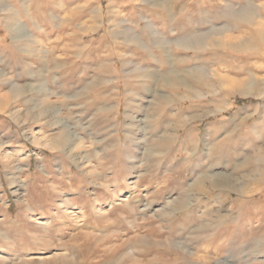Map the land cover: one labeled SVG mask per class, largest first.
Masks as SVG:
<instances>
[{"label":"rangeland","instance_id":"rangeland-1","mask_svg":"<svg viewBox=\"0 0 264 264\" xmlns=\"http://www.w3.org/2000/svg\"><path fill=\"white\" fill-rule=\"evenodd\" d=\"M227 1L189 44L177 0H0V264H264V0Z\"/></svg>","mask_w":264,"mask_h":264},{"label":"crops","instance_id":"crops-1","mask_svg":"<svg viewBox=\"0 0 264 264\" xmlns=\"http://www.w3.org/2000/svg\"><path fill=\"white\" fill-rule=\"evenodd\" d=\"M177 6L170 9L169 7L166 9L162 8V25H165V19L166 21V30H170L168 32H166V34L169 33H173L176 34L179 32V34L186 36V40L185 43H189V44H194V43H199L200 40V35H202V22H205L207 25L208 23L211 24L214 22V20L209 17V18H204L202 17V4L206 5L208 4L210 7H205L203 8V10H208L209 13L211 12H221V11H225L228 10L229 13H231L232 11V3L227 1V0H204L202 2V0H177L176 2ZM213 4V5H212ZM166 15V17H165ZM164 21V22H163ZM176 21V24H175ZM226 26V25H225ZM163 26H161L162 29ZM230 27H226V29H228ZM165 29V28H164ZM176 30L178 32H176ZM182 30V31H181ZM161 34L164 35L165 32L161 31ZM209 35H212L209 34ZM82 51H86L88 52L89 50V46L88 43H85L84 45L82 44ZM47 49L45 50H41L40 51V58L38 61H35V65L37 67H40L41 69H47L45 70V73L42 72V76H41V81L44 85V87H42V92L44 93L43 98H48V91L50 88V84H49V80H50V75H49V71L48 68H50V66L54 65L53 63V59L51 58L50 55V51L48 49V47H46ZM230 50L232 48H229ZM223 50H226V48H223ZM27 63L23 66H29L30 64H32L31 60H24ZM88 54L85 56V53L82 55V62H81V66L82 67H86L88 68ZM88 74V73H87ZM41 92V93H42ZM42 93V94H43Z\"/></svg>","mask_w":264,"mask_h":264},{"label":"bare ground","instance_id":"bare-ground-1","mask_svg":"<svg viewBox=\"0 0 264 264\" xmlns=\"http://www.w3.org/2000/svg\"><path fill=\"white\" fill-rule=\"evenodd\" d=\"M202 43V42H201ZM208 43V42H207ZM201 45V44H200ZM17 90V89H16ZM57 114V113H56ZM58 144V143H57ZM52 146V148H55V146H54V144L53 145H51ZM83 146V145H82ZM56 147H58V146H56ZM83 148V147H82ZM88 161V160H87ZM141 241V240H140Z\"/></svg>","mask_w":264,"mask_h":264}]
</instances>
